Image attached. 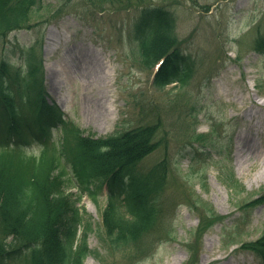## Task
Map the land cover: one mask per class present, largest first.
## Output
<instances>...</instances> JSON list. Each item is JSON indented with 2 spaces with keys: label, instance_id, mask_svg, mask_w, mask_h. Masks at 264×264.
<instances>
[{
  "label": "rangeland",
  "instance_id": "374dc122",
  "mask_svg": "<svg viewBox=\"0 0 264 264\" xmlns=\"http://www.w3.org/2000/svg\"><path fill=\"white\" fill-rule=\"evenodd\" d=\"M146 2L168 7L176 18V33L196 65L184 86L155 85L154 67L143 65L129 35L138 9L128 0H43L33 18L48 15L46 23L7 39L16 66L32 45L36 55L42 52L49 100L85 134L106 137L141 123L160 124L161 147L139 165L150 168L164 158L169 163L162 197L172 235L130 260L125 249L112 250L105 239V196L97 203L84 195L77 200L83 214L79 235L90 224L87 245L98 253H89L85 264H186L187 243H194L202 221L189 207L190 197L209 202L224 219L199 239L202 264H261L253 252L237 247L264 232V205L249 206L264 192V54L254 50L255 37L264 33V0ZM224 85L228 95L219 89ZM231 92L243 95L244 103L231 100ZM247 93L252 98L246 100ZM55 134L59 139L61 131L55 128ZM68 191L77 192L73 185ZM9 264H25V256Z\"/></svg>",
  "mask_w": 264,
  "mask_h": 264
},
{
  "label": "trees",
  "instance_id": "16d2710c",
  "mask_svg": "<svg viewBox=\"0 0 264 264\" xmlns=\"http://www.w3.org/2000/svg\"><path fill=\"white\" fill-rule=\"evenodd\" d=\"M135 1L140 9L133 35L139 41L143 65L165 57L156 84L187 83L194 72L193 60L184 52L175 18L162 6ZM42 4L43 0H0V36L34 27L38 20L33 16ZM255 48L264 52L263 35L257 37ZM41 56L31 48L24 71L13 69L5 54H0V264L25 248L31 249L30 264H84L91 252L86 243L90 226L74 250L82 217L74 194L66 190L72 184L96 202L107 184V205L102 211L105 239L110 248L125 249L130 260L143 256L156 239L173 233L164 220L166 160L148 171L137 167L141 158L161 145L156 140L157 124H141L106 137L83 135L48 99ZM54 127L61 131L59 139ZM34 146L37 152L30 149ZM189 199L190 208L202 220L199 234L221 219L209 202ZM262 202L264 193L250 205ZM244 246L254 249L264 264V233ZM197 259L192 253L186 264H199Z\"/></svg>",
  "mask_w": 264,
  "mask_h": 264
},
{
  "label": "bare ground",
  "instance_id": "6f19581e",
  "mask_svg": "<svg viewBox=\"0 0 264 264\" xmlns=\"http://www.w3.org/2000/svg\"><path fill=\"white\" fill-rule=\"evenodd\" d=\"M56 35H57V32L53 30V31H52V37H54V36H56ZM48 49H49V48H48ZM219 89H220V91L223 92L224 94H227V95L229 94V91H227V87H226L225 85H224V86H220ZM230 95H231V97H230L231 100H235V101L238 100V101H240L241 103H244V101H245V99L243 98L244 96H243V95L240 96L237 92H231ZM246 96H247V97H246V100H247V98H248V99L252 98V96L248 95V93H247ZM249 113H252V112H249ZM248 115H249V114H248ZM254 126H255L256 129H259L258 124L255 123ZM260 132H261V131H260Z\"/></svg>",
  "mask_w": 264,
  "mask_h": 264
}]
</instances>
